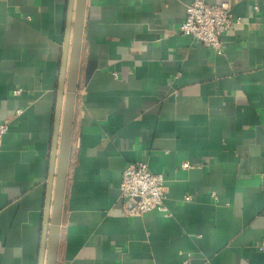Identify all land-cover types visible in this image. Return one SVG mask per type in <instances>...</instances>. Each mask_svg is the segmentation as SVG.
<instances>
[{"label":"crops","instance_id":"crops-1","mask_svg":"<svg viewBox=\"0 0 264 264\" xmlns=\"http://www.w3.org/2000/svg\"><path fill=\"white\" fill-rule=\"evenodd\" d=\"M190 1L86 0L56 264H264V0H206L241 19L222 55ZM68 4L0 0V264L42 257ZM132 162L168 215L125 213Z\"/></svg>","mask_w":264,"mask_h":264},{"label":"water","instance_id":"water-1","mask_svg":"<svg viewBox=\"0 0 264 264\" xmlns=\"http://www.w3.org/2000/svg\"><path fill=\"white\" fill-rule=\"evenodd\" d=\"M86 0H69L39 264H56ZM50 207V212H49Z\"/></svg>","mask_w":264,"mask_h":264},{"label":"built area","instance_id":"built-area-1","mask_svg":"<svg viewBox=\"0 0 264 264\" xmlns=\"http://www.w3.org/2000/svg\"><path fill=\"white\" fill-rule=\"evenodd\" d=\"M257 9V6H254ZM241 23V19L232 14L227 2L211 4L206 0H191L185 7V18L177 31L200 42L216 55L224 53L222 35L231 26ZM115 75V74H114ZM20 90H14L19 94ZM19 112V111H18ZM9 121H0V147L3 135L7 132ZM188 162H183V168H189ZM120 199L128 216H142L151 212L168 215L165 206L166 190L161 173L151 172L146 162L126 164L121 173ZM213 197L214 194H212ZM183 200L189 202L190 195ZM264 251V241L257 246Z\"/></svg>","mask_w":264,"mask_h":264}]
</instances>
